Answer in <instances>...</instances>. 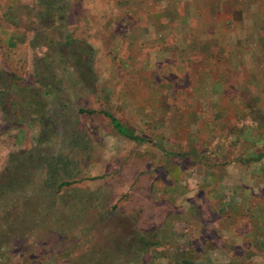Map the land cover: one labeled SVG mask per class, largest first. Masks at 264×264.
I'll return each mask as SVG.
<instances>
[{
	"label": "rangeland",
	"instance_id": "1",
	"mask_svg": "<svg viewBox=\"0 0 264 264\" xmlns=\"http://www.w3.org/2000/svg\"><path fill=\"white\" fill-rule=\"evenodd\" d=\"M53 2L0 0V69L48 117L0 110V171L29 153L0 199V264H264V158L244 161L264 151V0Z\"/></svg>",
	"mask_w": 264,
	"mask_h": 264
},
{
	"label": "trees",
	"instance_id": "2",
	"mask_svg": "<svg viewBox=\"0 0 264 264\" xmlns=\"http://www.w3.org/2000/svg\"><path fill=\"white\" fill-rule=\"evenodd\" d=\"M37 2L39 5L42 6V9H44L43 11L45 13H47L48 11L50 14L53 13V6L55 5L53 0H37ZM87 51L88 53H90L91 51L90 48ZM61 52L63 53L65 52V48L63 46L61 48ZM71 53H74L77 59V61L75 60L74 63L71 64L74 70L76 71L80 81L85 85H91V82L94 81V74L92 73V69L89 61L84 60V56H83L84 53H82L81 50L75 49ZM13 81H14L13 75L3 72L0 69V110L3 115V118H9L10 115L12 116L13 114H15L18 116L21 115L25 119L34 115H36L40 121L42 119H48V117L45 115L43 111L44 92L38 88H33V87H28V88L18 87L16 84L13 83ZM37 81L41 85L45 84L44 82L43 84L40 80ZM2 99L4 101H2ZM77 111L91 113L93 112V109L78 107ZM102 113H104L106 116L109 117L112 126L119 134L125 136L127 139L130 140H137V141L144 140L143 137L134 135L126 127V125H124L118 118L114 117L109 112L102 110ZM258 115L262 117L264 114L258 113ZM10 119H12V117ZM82 141L83 139H78L77 136H75V138L72 139L71 144L78 146L79 144L82 143ZM24 153H26L27 155L29 154L28 151L27 152L20 151V153H17L15 155L10 154L8 157L9 160L8 165L5 166L0 171V199H2L5 194H7L11 189H13L15 185L17 184L20 185L23 183L22 180L25 179L24 170L27 164L26 160L28 159L27 155L25 156L26 159L25 158L22 159L20 165H17L15 162L16 160L22 158ZM261 158H264V151L260 152L255 157L253 156L248 157L244 159V161H249V160L257 161ZM17 173H21V174L18 175ZM67 183H68L67 180H62L60 182V184H67ZM139 240L143 242L144 249L149 247V244H153V242L143 240L141 235L139 237ZM261 249L264 253V246H262Z\"/></svg>",
	"mask_w": 264,
	"mask_h": 264
},
{
	"label": "crops",
	"instance_id": "3",
	"mask_svg": "<svg viewBox=\"0 0 264 264\" xmlns=\"http://www.w3.org/2000/svg\"><path fill=\"white\" fill-rule=\"evenodd\" d=\"M117 2L118 4V8L121 5H125L127 4L128 7H134L135 9V16L136 17H140L141 15H146L147 14V7H146V2L147 0H114ZM170 2H172V0H169ZM132 2H135L134 4ZM167 3V2H165ZM163 3V5L161 6L162 8H164L166 6V4ZM130 5V6H129ZM127 8V7H126ZM129 9V8H128ZM162 10H160V12H156L153 13V15L158 16L159 14H161ZM143 24H133L132 26L136 27L137 26V30H139L138 32L140 33V37L143 40H150V41H158V42H162L163 40H165L164 38H166V28L168 29V26L159 24V26H157L156 28L154 27V29L150 30L148 33H145V29L148 25V23H144V21L142 22ZM141 30V31H140ZM132 29L130 28L128 30V32H131ZM148 35V36H147ZM171 35L169 34V40L171 39L170 37Z\"/></svg>",
	"mask_w": 264,
	"mask_h": 264
}]
</instances>
